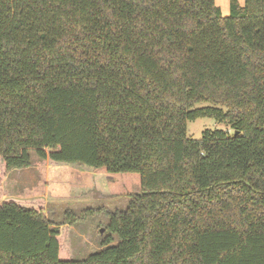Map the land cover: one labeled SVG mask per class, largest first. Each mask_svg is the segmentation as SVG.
<instances>
[{"label":"trees","instance_id":"trees-1","mask_svg":"<svg viewBox=\"0 0 264 264\" xmlns=\"http://www.w3.org/2000/svg\"><path fill=\"white\" fill-rule=\"evenodd\" d=\"M32 152L139 174L87 257L63 224L101 208L2 198ZM0 264H264V0H0Z\"/></svg>","mask_w":264,"mask_h":264},{"label":"rangeland","instance_id":"rangeland-1","mask_svg":"<svg viewBox=\"0 0 264 264\" xmlns=\"http://www.w3.org/2000/svg\"><path fill=\"white\" fill-rule=\"evenodd\" d=\"M241 3L244 0H240ZM224 15L230 12V0H215ZM232 130L228 121H218L209 116H199L187 122L188 135L200 137L205 128ZM31 165L12 169L1 181L2 198L27 197L41 194L45 197V213L60 222L69 208L81 216L90 208L101 211L87 218L63 224L65 241L75 259L87 257L97 251L109 234L107 210L124 209L131 195L140 191L137 172L109 173L104 168L95 169L85 164L55 161L31 154ZM118 237L114 235V242Z\"/></svg>","mask_w":264,"mask_h":264}]
</instances>
